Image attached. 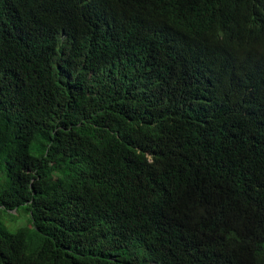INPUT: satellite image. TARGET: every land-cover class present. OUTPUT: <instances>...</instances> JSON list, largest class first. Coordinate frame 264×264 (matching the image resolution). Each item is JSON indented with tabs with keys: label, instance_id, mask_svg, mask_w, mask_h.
<instances>
[{
	"label": "trees",
	"instance_id": "1",
	"mask_svg": "<svg viewBox=\"0 0 264 264\" xmlns=\"http://www.w3.org/2000/svg\"><path fill=\"white\" fill-rule=\"evenodd\" d=\"M0 264H264V0H0Z\"/></svg>",
	"mask_w": 264,
	"mask_h": 264
},
{
	"label": "rangeland",
	"instance_id": "2",
	"mask_svg": "<svg viewBox=\"0 0 264 264\" xmlns=\"http://www.w3.org/2000/svg\"><path fill=\"white\" fill-rule=\"evenodd\" d=\"M12 212V213H11ZM4 211L2 217L5 219L10 230H14L18 226H22L27 223L29 215L23 208H19V211Z\"/></svg>",
	"mask_w": 264,
	"mask_h": 264
}]
</instances>
